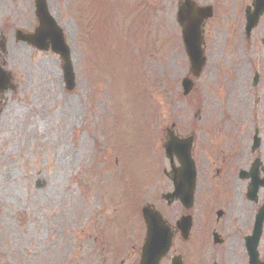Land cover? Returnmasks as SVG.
Instances as JSON below:
<instances>
[{"label": "rangeland", "instance_id": "rangeland-1", "mask_svg": "<svg viewBox=\"0 0 264 264\" xmlns=\"http://www.w3.org/2000/svg\"><path fill=\"white\" fill-rule=\"evenodd\" d=\"M179 1L46 0L71 50L67 91L59 57L16 40L37 26L34 0H0V62L13 83L0 92V264H137L140 207L171 189V124L193 133L196 194L229 192L231 207L248 208L235 171L258 158L264 175V13L246 37L251 0H194L213 14L206 63L183 97Z\"/></svg>", "mask_w": 264, "mask_h": 264}, {"label": "water", "instance_id": "water-1", "mask_svg": "<svg viewBox=\"0 0 264 264\" xmlns=\"http://www.w3.org/2000/svg\"><path fill=\"white\" fill-rule=\"evenodd\" d=\"M254 10L246 14V34L249 33L251 28L256 25L260 14L264 11V0H254ZM212 9L210 6L198 7L191 0H184L178 7L176 17L177 22L182 27V37L190 61V69L194 76H198L205 62L201 44L203 20L210 16ZM35 15L38 19V26L32 34H23L17 32V39H21L31 44L32 46L40 49H51L53 52L60 55L63 62L62 70L64 75L65 88L72 90L75 86L73 67L70 61V50L65 43V39L60 27L48 12L45 0H35ZM10 74L5 72L0 67V90H6L9 85ZM183 93L187 94L192 87V83L188 78L182 80ZM191 138L178 139L174 136L171 130L166 133V143L164 148L166 155L170 161L172 156L175 155L181 167L179 168L180 176L173 178L174 193L181 192L186 186L189 196L191 195L194 183V168L193 162L190 158ZM258 144V139L254 140V147ZM258 161L252 165L251 171V187L252 195H255L258 187L264 185V180L257 178ZM170 195H164L168 198ZM142 214L146 221L147 235L142 249L141 260L139 264H157L159 258L166 252L169 247L170 239L166 233L165 227L162 222L157 221L156 213H151L149 207L142 208ZM264 213L258 216L257 232L255 240L258 237V227ZM254 247V245H253ZM254 251V248H253ZM255 252V251H254ZM256 256L255 254H253ZM253 256V264L254 260ZM258 264V263H257Z\"/></svg>", "mask_w": 264, "mask_h": 264}, {"label": "flooded vegetation", "instance_id": "flooded-vegetation-1", "mask_svg": "<svg viewBox=\"0 0 264 264\" xmlns=\"http://www.w3.org/2000/svg\"><path fill=\"white\" fill-rule=\"evenodd\" d=\"M229 195L194 192L188 206L175 200L172 205L163 201L165 204L153 207L171 233L170 248L158 264H170L172 259L181 264H249V237L253 234L257 201L244 193L242 199L248 208L237 209L229 205L237 202Z\"/></svg>", "mask_w": 264, "mask_h": 264}, {"label": "bare ground", "instance_id": "bare-ground-1", "mask_svg": "<svg viewBox=\"0 0 264 264\" xmlns=\"http://www.w3.org/2000/svg\"><path fill=\"white\" fill-rule=\"evenodd\" d=\"M241 99H242V101L244 100V98L241 96ZM241 106H243V103H241Z\"/></svg>", "mask_w": 264, "mask_h": 264}]
</instances>
